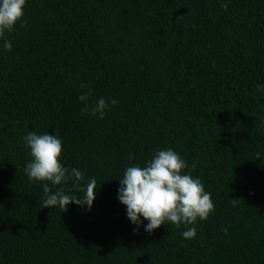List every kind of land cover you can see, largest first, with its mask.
I'll list each match as a JSON object with an SVG mask.
<instances>
[{
	"label": "trees",
	"instance_id": "trees-1",
	"mask_svg": "<svg viewBox=\"0 0 264 264\" xmlns=\"http://www.w3.org/2000/svg\"><path fill=\"white\" fill-rule=\"evenodd\" d=\"M81 84L118 103L82 114ZM259 85L264 0H26L0 37V264H264ZM33 130L95 177L90 211L42 208L44 182L24 172ZM168 147L214 202L193 239L171 222L134 232L117 199L125 168Z\"/></svg>",
	"mask_w": 264,
	"mask_h": 264
},
{
	"label": "clouds",
	"instance_id": "clouds-1",
	"mask_svg": "<svg viewBox=\"0 0 264 264\" xmlns=\"http://www.w3.org/2000/svg\"><path fill=\"white\" fill-rule=\"evenodd\" d=\"M26 0H0V37L11 32L18 22H22ZM221 7L228 8V0H221ZM3 48L10 50L12 43L5 39ZM78 97L81 113L98 116L103 119L112 105L114 98L98 97L91 99L92 91L81 84ZM264 89V85H259ZM264 123V120H262ZM24 145L30 150L31 160L25 165L24 172L30 182H44L42 208H59L67 211L70 204L91 210L96 199V179L84 181V173L77 167H66L61 162L62 138L55 132L38 133L28 131L22 137ZM261 155L256 153L257 158ZM187 162L173 148H160L151 158L127 166L119 180L117 199L125 207L126 217L133 225V231L141 227L147 233H153L161 225L171 222L177 227L184 226L181 233L184 239H193L197 234V221H205L214 211L211 193L205 191L199 177H193L183 170ZM72 182V191L83 193L82 196L68 194L62 185ZM49 184L55 190L53 191ZM59 186V187H57ZM235 202L236 200L233 199ZM228 232V227L222 229Z\"/></svg>",
	"mask_w": 264,
	"mask_h": 264
}]
</instances>
